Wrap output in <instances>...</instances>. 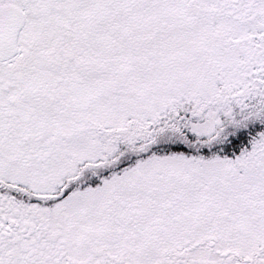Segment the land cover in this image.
I'll list each match as a JSON object with an SVG mask.
<instances>
[{
    "label": "snow or ice",
    "instance_id": "6c2138e0",
    "mask_svg": "<svg viewBox=\"0 0 264 264\" xmlns=\"http://www.w3.org/2000/svg\"><path fill=\"white\" fill-rule=\"evenodd\" d=\"M0 264H264V0H0Z\"/></svg>",
    "mask_w": 264,
    "mask_h": 264
}]
</instances>
